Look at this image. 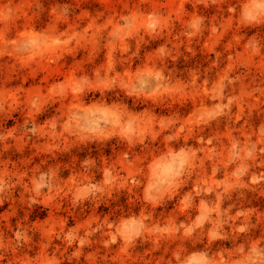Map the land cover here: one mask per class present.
<instances>
[{
	"label": "rangeland",
	"instance_id": "rangeland-1",
	"mask_svg": "<svg viewBox=\"0 0 264 264\" xmlns=\"http://www.w3.org/2000/svg\"><path fill=\"white\" fill-rule=\"evenodd\" d=\"M0 264H264V0H0Z\"/></svg>",
	"mask_w": 264,
	"mask_h": 264
}]
</instances>
